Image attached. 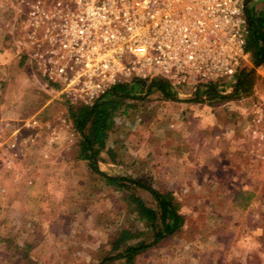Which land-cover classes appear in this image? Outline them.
Here are the masks:
<instances>
[{
    "label": "rangeland",
    "instance_id": "obj_1",
    "mask_svg": "<svg viewBox=\"0 0 264 264\" xmlns=\"http://www.w3.org/2000/svg\"><path fill=\"white\" fill-rule=\"evenodd\" d=\"M245 5L264 12V0ZM18 9L16 0H0V123L6 141L17 138L13 148H0V264H97L122 219L132 230L139 223L73 158L68 103L45 92L15 52ZM258 77L251 94L215 105L187 102L189 88L174 86V100L134 91L126 110L115 112L98 168L171 191L184 217L179 231L133 264H264V157L246 130L250 101L264 99V73ZM33 116L36 128L24 129ZM9 159L12 171L3 168ZM248 192L244 203L240 195Z\"/></svg>",
    "mask_w": 264,
    "mask_h": 264
},
{
    "label": "built area",
    "instance_id": "obj_2",
    "mask_svg": "<svg viewBox=\"0 0 264 264\" xmlns=\"http://www.w3.org/2000/svg\"><path fill=\"white\" fill-rule=\"evenodd\" d=\"M16 1L23 18L13 36L17 56L32 65L45 92L71 106H90L133 78L147 84L158 76L192 93L199 83L233 79L242 64L251 65L246 0ZM252 69L262 75L264 61ZM250 102L247 136L263 158L264 99ZM37 125L34 116L23 124ZM3 131L0 123V148H13L17 138L6 141Z\"/></svg>",
    "mask_w": 264,
    "mask_h": 264
},
{
    "label": "trees",
    "instance_id": "obj_3",
    "mask_svg": "<svg viewBox=\"0 0 264 264\" xmlns=\"http://www.w3.org/2000/svg\"><path fill=\"white\" fill-rule=\"evenodd\" d=\"M243 13L246 20L245 50L248 52V61L255 66L264 61V12H254L244 5ZM259 78L254 69L248 65L242 66L233 81L218 78L199 83L185 101L215 105L225 99L245 97L252 93ZM227 87L230 88L229 93H225ZM140 90L144 93L156 91L165 99H175L173 88L164 79L155 76L143 89L130 82H120L90 106L66 104V117L77 136L73 158L84 162L86 168L101 180L107 193L118 195L113 205H118L120 200L124 201L127 213L131 212L132 219L139 223V227L132 230L125 225L127 219H122L112 238L105 243L97 264H112L115 261L133 264L141 253L157 248L162 240L179 231L184 224L180 204L171 191L155 189L128 176L105 173L97 166L108 132L114 126L115 112H124L127 108L125 100L134 97V91ZM137 190L144 192L145 196ZM250 195L249 192L241 193L240 198L248 203ZM113 214L110 210L109 215ZM24 244L26 249L30 248ZM35 259L43 260L42 251L36 252Z\"/></svg>",
    "mask_w": 264,
    "mask_h": 264
},
{
    "label": "crops",
    "instance_id": "obj_4",
    "mask_svg": "<svg viewBox=\"0 0 264 264\" xmlns=\"http://www.w3.org/2000/svg\"><path fill=\"white\" fill-rule=\"evenodd\" d=\"M260 76H262V75H260ZM13 163H14L13 160H11V163L9 164V166H8V167H5V166L3 165V168H4L5 170H7V171H12L13 169H15ZM12 168H13V169H12ZM0 173H1V172H0Z\"/></svg>",
    "mask_w": 264,
    "mask_h": 264
}]
</instances>
